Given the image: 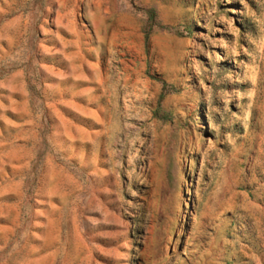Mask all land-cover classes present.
Returning <instances> with one entry per match:
<instances>
[{
    "label": "rangeland",
    "instance_id": "1",
    "mask_svg": "<svg viewBox=\"0 0 264 264\" xmlns=\"http://www.w3.org/2000/svg\"><path fill=\"white\" fill-rule=\"evenodd\" d=\"M0 264H264V0H0Z\"/></svg>",
    "mask_w": 264,
    "mask_h": 264
}]
</instances>
